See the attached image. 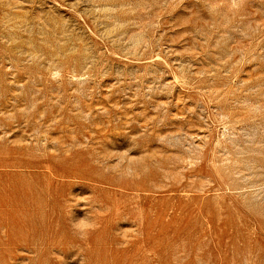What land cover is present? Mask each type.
Here are the masks:
<instances>
[{
    "label": "rangeland",
    "instance_id": "rangeland-1",
    "mask_svg": "<svg viewBox=\"0 0 264 264\" xmlns=\"http://www.w3.org/2000/svg\"><path fill=\"white\" fill-rule=\"evenodd\" d=\"M0 264H264V0H0Z\"/></svg>",
    "mask_w": 264,
    "mask_h": 264
},
{
    "label": "clouds",
    "instance_id": "clouds-1",
    "mask_svg": "<svg viewBox=\"0 0 264 264\" xmlns=\"http://www.w3.org/2000/svg\"><path fill=\"white\" fill-rule=\"evenodd\" d=\"M59 75H60L59 72H55V73L52 74V78H53V79H56V78L59 77ZM81 219H83V218H81ZM81 238H83V237H81Z\"/></svg>",
    "mask_w": 264,
    "mask_h": 264
}]
</instances>
